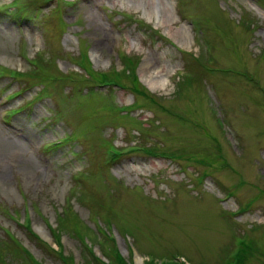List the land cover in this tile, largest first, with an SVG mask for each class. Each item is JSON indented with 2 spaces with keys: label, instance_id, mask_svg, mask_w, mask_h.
Segmentation results:
<instances>
[{
  "label": "rangeland",
  "instance_id": "374dc122",
  "mask_svg": "<svg viewBox=\"0 0 264 264\" xmlns=\"http://www.w3.org/2000/svg\"><path fill=\"white\" fill-rule=\"evenodd\" d=\"M246 238L264 264V0H0V264Z\"/></svg>",
  "mask_w": 264,
  "mask_h": 264
},
{
  "label": "trees",
  "instance_id": "16d2710c",
  "mask_svg": "<svg viewBox=\"0 0 264 264\" xmlns=\"http://www.w3.org/2000/svg\"><path fill=\"white\" fill-rule=\"evenodd\" d=\"M123 73H125L124 70H123ZM120 75H124V74H120ZM102 76L103 77L106 76V77L103 78L102 80H100V83L99 84L108 85L110 83H117V81L111 79L110 76L107 75V73L103 74ZM146 152L147 153H152V154H155V155L157 154L155 151L153 152L152 150H149V151L146 150ZM31 233H32L33 236L37 237L32 231H31ZM109 237H110V235H109ZM48 247H49L50 251L55 252V250L53 248H51L50 245H48ZM251 248H252V246H250L247 243V238L246 239H242L241 241L238 242V248L236 249V252H238V255H237L238 263L237 264H244L245 263L246 256L247 257H250V255H251ZM100 262L104 263L102 260ZM105 264H107V263H105ZM108 264H116V263H115V261H113V262H110ZM117 264H123L122 263V260L118 258Z\"/></svg>",
  "mask_w": 264,
  "mask_h": 264
}]
</instances>
